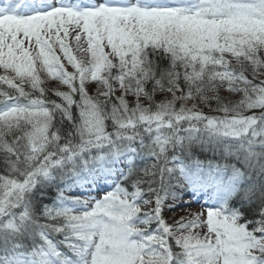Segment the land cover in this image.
Listing matches in <instances>:
<instances>
[{"label": "trees", "instance_id": "1", "mask_svg": "<svg viewBox=\"0 0 264 264\" xmlns=\"http://www.w3.org/2000/svg\"><path fill=\"white\" fill-rule=\"evenodd\" d=\"M144 58L147 66L144 73L132 72L128 69V63L120 62L117 56L105 63L99 71L94 67L90 69L89 64L85 66L73 61L71 70L62 63L64 67L60 75L50 81L51 83H43L47 80L44 78L40 86H43V91L41 89V93L39 90L32 92L29 98L49 108L44 110L45 118H41V130L48 133L43 136V150L35 157L37 151L34 144H31L33 133L28 134L26 131V137V127L21 129L22 126L19 128L10 125L9 132L1 131L0 181L11 184L17 181L18 175L27 179L39 169L48 170L54 164L55 167L63 166L67 164L70 156L85 155L91 149H112L130 145L140 153L146 151L147 154L140 155L144 161L145 172L138 169L133 171L124 192L127 198L132 196L133 203L141 205L140 218L150 223L161 220L157 219L160 218L157 210L164 199L162 206H166L173 187L157 178V170L152 168L155 157L150 156V150L152 147L158 149L156 142L163 139L167 143L182 140V134L186 131H210L207 129L208 124L202 123L198 118L183 116L181 112L184 109L195 114L221 113L228 119L242 116L245 108L248 111L264 106V56L258 50L256 57L251 58L253 63L246 59L239 60L240 78L234 85L235 90L216 88L213 91L194 86L186 73L178 67L173 70L165 52L149 50ZM27 73L32 74V70ZM89 73L90 76L87 75ZM17 78L21 79L18 75ZM115 80L116 84H112ZM9 90L8 86L0 82V98L6 97L5 100L23 105L21 97L17 96L19 94L14 92L9 95ZM22 94L28 95L27 92ZM137 98L141 101L137 102ZM193 137L195 140L201 139L197 135ZM22 152L27 156H22ZM155 155H159L158 152ZM165 158L166 156L158 159L162 161ZM260 159L263 162L259 165V170L251 169V181L257 179L254 184L256 190L264 188V156ZM66 171L71 176L77 173L74 168ZM124 203L127 204V201ZM39 208L46 210L47 205L39 203L37 206L32 201L30 212L35 214ZM151 209L154 210L156 218L150 215ZM165 218L174 236H180L185 228H179L168 217ZM190 218L188 216L186 219ZM261 218L263 216L259 217L254 213L242 216L236 222L237 226H241ZM223 238L227 239L226 234ZM152 256L153 253H150L147 257L151 259Z\"/></svg>", "mask_w": 264, "mask_h": 264}, {"label": "rangeland", "instance_id": "2", "mask_svg": "<svg viewBox=\"0 0 264 264\" xmlns=\"http://www.w3.org/2000/svg\"><path fill=\"white\" fill-rule=\"evenodd\" d=\"M236 1L246 2L249 0H221L224 7ZM250 2L252 4L249 5L245 10H240V15L235 16V18L227 14H220V15L215 14L214 9H211L209 11L204 12L203 18L196 16L193 20L194 25L178 24L176 25V27H173L172 23H170V20H151V21H148V22L136 25V26H132L129 24H124L121 21L123 17L117 19L118 15H109L107 22L95 21V23L92 25V28L93 29H96V28L104 29L105 28V34L101 35V37L99 38V40H102L100 42V46H104V50H107L106 46H110L116 43L121 44L122 39L125 40V38H127L126 36L130 37V35H134L135 40L141 43L148 42V41H151L150 43L152 44L156 42H160L162 40L164 30L166 29L165 26H162L164 24H167L169 27V30L172 29L173 33L171 36L166 35L167 38H169L171 43L165 44L163 48L166 50H170V51L174 50L175 52H178V53H180L179 47H183L187 49L189 53L193 52L194 50H196L195 46L202 45L200 41L205 42V44H208L209 42L212 41L211 38L216 35L222 36V35H230L231 33L233 34L235 33L234 37H236L238 34L250 33L252 30L256 33V35L254 36V40L259 42V45H260V46H256L258 43L253 41V45L255 46L254 48L255 49L260 48V47L264 48V45H263L264 44V9L259 8V4H261L260 1L251 0ZM55 3H56L55 0H53L54 5L51 3L52 7L54 8L46 9L41 12L30 11V13L24 14L23 16L24 18L23 20H21V24H22L21 34L26 35L28 33L29 34L32 33L35 38L39 36L40 39H42V37H46L47 39L50 40L48 42V46L50 44L51 46H56L53 43H57V39L54 41L53 39L57 35H59V38H61V40L66 42V39L63 38L64 30L73 32V34H70V33L69 34L73 36L72 38H70V40L77 45L75 46L73 50L74 54H76L77 57L81 61H83V64L85 66L88 64L89 66L91 65L90 69L95 67V69L101 70L104 63H107L111 61L112 58H114L113 53L108 52L107 55H104L102 57L98 55V52H100V49H92L91 47H88L87 49V46L84 47L83 41H80V42L77 41V40L84 39L87 36L84 33L81 34L80 31L79 32L75 31V29L78 27L77 23H79L80 17H77L75 13H68L67 15L66 14L61 15L59 11L55 9L56 8ZM210 7H212V5L211 6L209 5V9ZM138 14L140 15L139 12L131 13L127 15L126 18H128L129 20L137 19L138 21L146 20L144 17L139 18ZM152 14L154 16L161 15L158 13H152ZM62 17H64L63 18L64 21H61ZM73 18L79 19V20H75ZM168 18H171V14L168 15ZM66 21H67V24L62 25ZM82 22L84 23L83 20ZM92 28H90L89 25L86 23L83 24V30L85 31L93 30ZM80 34H81V37H80L81 39L78 38ZM258 35H260V37L262 38L261 41L257 40ZM200 36L202 37L199 41L198 39ZM32 40L35 42L34 38ZM246 46H250V45L247 44ZM130 49H133V47L131 46ZM91 50L93 51V53L88 52ZM48 59H49V56H48ZM50 60H52V58ZM92 63L94 66L92 65ZM54 69L55 68L38 69L36 76L41 82L44 78H46L47 80L43 81V83L45 84L51 83L50 82L51 80L49 77L51 78L54 77V72H55ZM90 73L87 75L90 76ZM38 75H40V77ZM92 82L90 81V83L93 85L94 83ZM139 101H141L140 98H137V102ZM184 110L185 111L181 112L183 116L191 115L192 117L198 118L199 120L200 114L198 113L195 114L189 109H184ZM199 113H202V112H199ZM201 118L202 116L200 117V119ZM1 122H0V128L3 130L4 126L7 127L10 121L3 122V123ZM23 123L31 124L30 121L26 122L24 120H19L16 122L17 125H21ZM241 125L242 123L237 124L238 127H240ZM175 207H178V206H175ZM187 211L192 212V209L185 210L183 208H174L172 211H169L167 213L168 214L167 217L170 222L174 223V225L176 224L179 225L183 223L182 226L185 227L184 232L180 236H178V239H180V241H184L185 239H190V238L193 239L192 235L196 234L194 233V229H192L191 226L186 227L185 221L187 220L186 218L189 216L188 214H186ZM192 219L197 220L198 217H193ZM228 226L229 224L223 227H228ZM196 231H197V234H199L200 236L203 235V238H201L202 243L205 241L206 236L211 238V236L206 235V232L202 228L201 225H198V227L196 228ZM226 244L227 245L231 244V247L233 249L234 247H236L235 241L231 237H229V241H227ZM235 251H237V249ZM163 256L165 257L166 254L163 253Z\"/></svg>", "mask_w": 264, "mask_h": 264}]
</instances>
